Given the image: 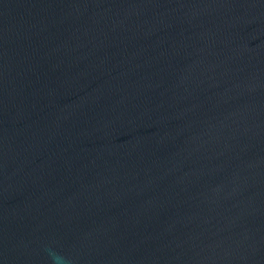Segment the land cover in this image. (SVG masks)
I'll return each instance as SVG.
<instances>
[{"label": "water", "instance_id": "obj_1", "mask_svg": "<svg viewBox=\"0 0 264 264\" xmlns=\"http://www.w3.org/2000/svg\"><path fill=\"white\" fill-rule=\"evenodd\" d=\"M264 264V0H0V264Z\"/></svg>", "mask_w": 264, "mask_h": 264}, {"label": "clouds", "instance_id": "obj_2", "mask_svg": "<svg viewBox=\"0 0 264 264\" xmlns=\"http://www.w3.org/2000/svg\"><path fill=\"white\" fill-rule=\"evenodd\" d=\"M52 255H53L54 264H56V262L60 259V257H58L55 253H53Z\"/></svg>", "mask_w": 264, "mask_h": 264}]
</instances>
